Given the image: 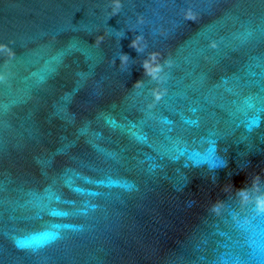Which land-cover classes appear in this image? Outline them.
I'll return each instance as SVG.
<instances>
[{"label": "water", "instance_id": "obj_1", "mask_svg": "<svg viewBox=\"0 0 264 264\" xmlns=\"http://www.w3.org/2000/svg\"><path fill=\"white\" fill-rule=\"evenodd\" d=\"M258 197L264 0H0V264H264Z\"/></svg>", "mask_w": 264, "mask_h": 264}, {"label": "clouds", "instance_id": "obj_2", "mask_svg": "<svg viewBox=\"0 0 264 264\" xmlns=\"http://www.w3.org/2000/svg\"><path fill=\"white\" fill-rule=\"evenodd\" d=\"M120 8H121V4L117 3V4H116V7H115L114 10H113V14H115L116 11L120 10ZM185 18H186L187 20H193V21L195 20V17H194V15L191 13L190 10H188V12H187ZM142 40H143V37L140 36V35H137V36L135 37V39L132 40L131 45H130V46H131L132 48H134L138 53H142V52L144 51V47H141V46H140V41H142ZM150 55L154 57L156 54L152 53V54H150ZM118 58H119V61H120V64H121V65H127L128 62H129V59H130L128 55H126V54H122V53H120V55H119ZM113 64H115V60L113 61ZM143 68H144V71H145V75H146V76H149V75H150V76L152 77L153 80H155V79L157 78L156 73L160 71L159 68H157L155 72H149V71H147V61L143 62ZM142 83H143V80L137 81V82L135 83V85H134V88H140V87L142 86ZM225 165H226V162H225V164H224L223 166H225ZM215 179H216V178H213V183H215ZM257 179H258V177H257ZM241 191H243V190H241ZM256 203H257V210H258L259 212H264V197H258Z\"/></svg>", "mask_w": 264, "mask_h": 264}]
</instances>
